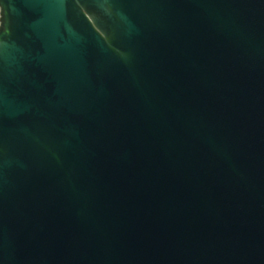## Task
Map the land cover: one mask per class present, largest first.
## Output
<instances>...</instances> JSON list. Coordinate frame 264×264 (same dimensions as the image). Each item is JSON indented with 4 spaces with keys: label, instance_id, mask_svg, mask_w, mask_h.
Instances as JSON below:
<instances>
[{
    "label": "water",
    "instance_id": "95a60500",
    "mask_svg": "<svg viewBox=\"0 0 264 264\" xmlns=\"http://www.w3.org/2000/svg\"><path fill=\"white\" fill-rule=\"evenodd\" d=\"M0 264H264V0H0Z\"/></svg>",
    "mask_w": 264,
    "mask_h": 264
}]
</instances>
